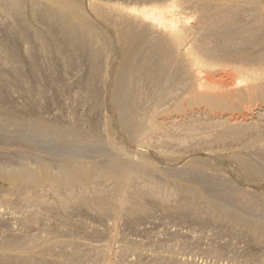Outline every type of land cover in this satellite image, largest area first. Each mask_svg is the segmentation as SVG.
<instances>
[{"label":"bare ground","instance_id":"obj_1","mask_svg":"<svg viewBox=\"0 0 264 264\" xmlns=\"http://www.w3.org/2000/svg\"><path fill=\"white\" fill-rule=\"evenodd\" d=\"M95 3L90 0L88 5L99 22L92 20L82 0H0V92H10L14 83L35 90L33 75L41 70L36 58L42 56L46 81L75 102L68 121L47 119L31 106L25 115L0 108V179L10 183L14 197L0 198L6 204L0 227L13 228L0 238V264H131L132 256L136 264H194L157 251L142 255L134 248L136 240L121 244L120 223L138 225L158 211L203 228L223 230L229 225L262 251L253 260H264V199L255 190L207 172V162L190 157V166L171 172L178 173L179 180L172 175L169 180L168 168L159 166L167 172L161 173L149 155L138 152L160 138L184 146L196 143L198 132H207L206 127L225 128L215 130L213 141L198 137V143L210 147L220 149L244 136L250 118L216 121L217 116L209 123L192 118L187 109L203 103L215 109L239 108L241 103L264 100V81L258 82L264 76V0H143L103 7ZM28 13L39 28L27 19ZM20 42L30 58L31 75L14 66ZM72 65L87 68L85 78L81 76L86 111L75 108L81 96L72 95V81L63 78ZM231 71L241 76L244 87L226 85ZM258 110L263 118L264 105ZM176 113L186 115L183 122L176 123ZM162 115L167 118L161 120ZM85 118L89 127L81 124ZM169 125L183 135L166 131ZM248 149L254 151L232 154L238 171L252 183H263L264 137H252ZM81 217L100 224L90 227ZM77 228L89 230L86 243L77 239ZM17 229L37 233L21 235Z\"/></svg>","mask_w":264,"mask_h":264},{"label":"rangeland","instance_id":"obj_2","mask_svg":"<svg viewBox=\"0 0 264 264\" xmlns=\"http://www.w3.org/2000/svg\"><path fill=\"white\" fill-rule=\"evenodd\" d=\"M82 1H84L86 3L88 11H89L90 15H92V20L96 21V22H99V18L97 16V14L88 5L90 0H82ZM93 1L96 2L95 6L99 5L101 7H103L106 4H110V5L113 4L115 6V5H119V4H122V5H131V4H133L134 5L136 3L137 4H140L141 2L143 3V0H93ZM27 19L32 21L30 14L27 15ZM32 22H33V24L36 27L38 26V25H36L37 23H35L34 21H32ZM39 27L40 26H38V28ZM24 47H25V44L21 43V46L19 47V57L14 59L13 63H14V66L19 68V70L22 72V74L26 76V75H31L30 74V69H32V66L30 65V61H29L30 58L24 52ZM36 61H37L36 64H39L38 65L40 67L39 69L42 70L44 68L45 70L44 69H43L44 71L40 70V72L39 73L36 72L35 75L32 74L34 76V77L32 76L33 80H35V82H36L35 83V85H36L35 90H33L32 92H29L28 89H26V88H28L29 85H20V84H15L14 83L12 85V89L13 90H10V92L9 91L0 92V94L3 95V97L1 98L2 104H0V108H2L3 110H13L18 115H25V113H26L25 108H28L27 106H31V107L35 108L38 113H40L43 117H45L47 119L63 120V118H65V120H67L68 118H70L71 114L73 113L72 110H73L75 104H73L72 102H74V99L73 98H68V99L64 98L62 96V94L59 93V91H57L53 87V85H51V83L46 81L47 80L46 79L47 73H45L46 68L44 66L45 65V60L43 59V57L42 56H38V59L36 58ZM52 62H53V65L56 68L59 67V63L56 60V58H52ZM71 67H67L68 69L67 68L65 69L67 72H66L65 76L63 75V78L64 77L67 78V80H65V81H69V80H70V82L72 81V87L73 86L75 87V85H76V88H74V87L72 88V91H73L72 95H74L76 93L75 94V96H76L77 93H78L77 97L81 96V97H78V99H81V101L84 99L82 102L79 101V103L77 104V106L75 108L76 109L78 108L77 109L78 112H79L80 109H81L80 112L81 111H86V108H87L86 101H85L86 93L83 91L84 90L83 81H84L85 73H86L85 70L87 68L82 67L81 65H72ZM73 68L76 69V70H74ZM82 68H83V70H82ZM80 69H81V71H80ZM232 72L233 71H231V73ZM9 73L10 72H8V75H10V79L12 77H14V76H12L13 73L12 74H9ZM67 73H68V76H67ZM43 76H45V77H43ZM81 76H83L84 78L81 77ZM32 77L29 80V81H31L30 82L31 85L34 82L33 80H31ZM77 77L78 78L81 77V78H79V81L82 82V85L79 84L80 83L79 81L78 82L76 81ZM11 81H13V79H11ZM242 81H243V79L241 78V76L238 73L233 72L231 74V78H227L226 85L229 86V87L231 85V86H234L235 89L236 88L240 89V88L245 86V83H243ZM263 81H264V76L258 82L262 83ZM70 82H67V83L70 84ZM238 82H239V84H238ZM46 83L50 84V85H47ZM252 83L256 84L257 82L252 81ZM35 85H33V86H35ZM77 85L81 86V89L79 88V86L77 87ZM75 89L77 91L81 90V92H77ZM82 91L85 93V95H83ZM79 93L80 94L82 93V94L79 95ZM263 101L264 100L246 102L245 104L241 103V106L239 108L230 107V108H225V109H215V108H210V107L207 106V104L203 103V105L200 104L201 106L200 105L199 106L198 105H192V108H188L187 109V112L189 113V116H191L192 118L199 119L198 117H200V118H203L205 121L206 120L207 121L210 120V121H208L209 123L213 122L211 120H213L217 116H219V117L216 118V121H217L218 118H223V117H224V119H222L223 121L225 119L227 120L228 118H231V117H233L232 119H237V118L240 119L241 118L240 120H248L250 118L251 121L249 119L248 122L251 123L252 125L248 129H246V132H245L244 136L239 138V139H237L236 141L233 140V142L232 141H229L228 143L225 142V143H227L226 144L227 147H226V145H222V147L219 149V148L215 147L217 145H214L215 150H216L215 151L214 147H210V145H208V144L207 145L204 144V143L202 144V142H203L202 139L204 140L205 136L206 137L209 136L208 140L211 139V141H213L212 140L213 137H214L213 135H215V133L217 131L218 132L225 131V128H223V127H222L223 131L219 127L217 128V130L216 129L210 130L208 127H206L207 128L206 129L207 132H205V130H204L205 134L203 133V130L198 132L199 135H197V137H196V143H195V141L192 142L193 140L188 142L189 144L185 143L186 145H188L187 149L191 146V144H192V146L194 145V143L197 144L196 147L195 146H193V147L191 146L192 148L188 149V150H190L188 153L184 152L185 149H186V145L184 146L182 144H178L179 142L178 143H177V141L173 142V140H172V142H173L172 143L171 141H169L166 138H162V140H161V138L157 139V140L154 139L156 141V142L154 141L155 143L153 142V147L154 148L145 146L146 148L138 149V152L141 153V154H144L146 156L149 155L148 158H150L156 164V166L159 168L161 173H163V170H161V169H164L163 167H166L165 169L168 168L167 171H168V174L170 176L169 177L167 176V178L169 180L172 179V176L174 177L173 178L174 180H179L177 178V177H179L178 173L172 175V173H173L172 170L174 171L175 169H177V172H178V170L180 171V167L181 166L182 167L190 166L191 163H192L191 160L199 159V161L202 160V161H205V163L207 162L206 166H204V168H206V170H208L207 172H210L211 174L213 172H216V174H219V175L222 174V175H224L226 177L229 176L228 178L230 179V177H231V179H233L232 181L234 182L235 185L241 186L242 188L249 189L251 191L255 190L254 192L258 193L264 199V182L260 183V184L259 183L256 184V183H252L249 180H247L246 178H244L239 173L238 167L235 164V159H233V155H232L235 152H237V153L240 152V153H244V154H248V152L249 153L253 152L254 149H251V150L248 149L249 140H251L252 137L253 138L264 137V117L263 118H259L258 117V115H259L258 113H260V111L258 110V107L260 105H264L262 103ZM83 102L85 103L86 106L83 104ZM67 104H69V105H67ZM84 107H85V109H84ZM190 109H191V112H190ZM240 111H242V113H240ZM187 112H186V114H187ZM67 113H68V115H67ZM108 113L109 112H107L106 115L110 116L111 114L110 113L108 114ZM174 115H175V117L177 116L176 123H178V124L183 122L182 117L186 116V115H183V116L181 115L180 116V114H177V113L174 114ZM66 116L68 118H66ZM160 118H162L161 120H164L167 117L165 118V116L162 115V117H160ZM179 118H180V120H179ZM67 121H64V122H67ZM169 121L167 123H169ZM81 124L83 126H85V127H89V125H90L86 121V118L81 122ZM206 124H208V123H206ZM168 127H169V129H168ZM166 128L167 129H165V130L168 131V132H170V130H171V133H173V131L175 130L174 133H176V135L177 134H178V136H182L183 135L182 132H181L182 134L179 135L180 132H178L179 129H177V127L176 128H172L173 129L172 130V129H170V125H169ZM208 129H209V131H211V133H213L211 136H210L211 133L208 131ZM215 130H216V132H215ZM207 134H209V135H207ZM202 136H204V137H202ZM198 137L199 138L202 137L199 140V141H202V142L198 143L199 142L198 141V139H199ZM157 141H159L158 145H157ZM230 142H232V143H230ZM160 143H161V145L159 146ZM169 143H170V145H169ZM174 144L177 147H175ZM198 144H199V146H198ZM236 144H239V145H236ZM156 146H158L160 150L156 149V148H158ZM223 146H224V148H223ZM237 146H239V148ZM160 147H163V148H160ZM240 148H242V149H240ZM162 149H163L164 154L161 153ZM180 149H182L183 151L180 150ZM224 149H227V150H224ZM170 150H171V152H170ZM159 151H161V152H159ZM172 152H173V154L171 155ZM216 152L219 153V154H216ZM160 154H162V156ZM165 154H167V156ZM169 154H170V156H169ZM218 156H220V158ZM188 157H190L191 160ZM204 159H207V161L204 160ZM229 159H230V161H229ZM169 160H171V161H169ZM188 160H189V162H188ZM168 161L170 162V164H169ZM217 162H219V163H217ZM215 164H216V167H215ZM159 166L161 167V169H160ZM211 166H213V167H211ZM169 167H170V169H169ZM221 169L223 170L222 172H221ZM230 171H232V172H230ZM174 172H176V170ZM163 174L166 175L167 172L165 173V171H164ZM176 175H178V176H176ZM11 189H12V187H11L9 182L0 179V198L2 197V198H7V199H13L14 197L10 195ZM5 210H6V204H4L2 201H0V211H5ZM166 217L167 216L164 215L161 211H158L153 218L151 217V219H144V220H142V222H139L138 225L137 224L136 225H128L127 223H125V224L120 223V226H119L117 232L121 235L120 236L121 239L123 238L121 244L123 242L124 243H126L128 241L129 242H131V241L133 242L134 240H136V241H134L135 245H136L134 248L142 255L144 254L146 256H148V255L150 256V255L154 254L153 253L154 251H157L158 254L164 255L165 257H169V258L173 257L176 260L177 259L178 260H184V259L185 260H191L192 263L195 261L196 263L194 262V264H198V263L199 264H253V263L254 264H258V262H257L258 260H260L259 262L264 264V262H263L264 260L261 259L260 257H259V259L257 261L253 260L254 257H257V256L261 255L262 251L260 253V251H258L257 249L252 248L251 245H250L249 240H247V238L244 237L241 233L237 232L238 230L234 231L235 229L234 230L231 229L229 225H227L225 227L226 228L228 227L227 229H230V230H225L226 228L223 229V230L215 228V230H214V228L211 225H209V226H211L212 228L211 227L207 228L208 226H206V228L205 227L203 228V226H200L197 223H194L192 221H188V220H172V219H169V218H166ZM82 218L83 217H81V219ZM82 220L83 221L86 220L85 222H87V225L88 224H89L88 226H90V225L92 226L93 225L92 227H94V228L96 226H99V224H100V223L96 224V222L92 221V219L90 220L89 218H83ZM77 229H78L77 234L80 237V238H77V239L78 240H82V242L86 243L85 240H83V238H88L90 236L89 230L87 231V230L82 229V228H77ZM6 230H7V228L0 227V238L5 237L4 234H5ZM12 230H13V228H10L8 231H6V233L10 234ZM17 230H18V233H21V235H29V234L33 235L34 233H37V232H33L32 233L28 229H17ZM220 231H222L223 233L220 232ZM219 232L223 236H220ZM227 232L230 233L229 236H228ZM224 233H225V236L227 235L228 237H225ZM236 234H237V236H236ZM235 236H236L237 240H236ZM240 236H242V237H240ZM212 238H215V239H212ZM234 238H235V240H234ZM214 241H215V244L213 243ZM216 243L220 244V245L215 246ZM232 243L233 244L235 243V244L233 245ZM225 245L227 247H230V248L232 247V250H229V248L225 247ZM235 245H237V246H235ZM211 246H213V247L210 250L209 248ZM244 246L245 247L247 246L246 249L244 248ZM242 248H244L245 250L244 249L242 250ZM213 250H214V253H213ZM215 250L222 251V253L220 252L218 254L219 251L216 253ZM169 251H171V252H169ZM207 251L210 252V253L207 254L206 253ZM244 251H246V253ZM253 251H255V253ZM247 252L249 254H251V256L247 255L248 254ZM234 253H236V254H234ZM238 255L240 256V258H239ZM55 257L57 258L58 256H55ZM241 258H243V259H241ZM246 258H251L250 262H249V259H246ZM135 260H136V256H132L130 258L129 262H132V263L135 262L133 264H136ZM261 260H263V261H261ZM261 263H259V264H261Z\"/></svg>","mask_w":264,"mask_h":264}]
</instances>
